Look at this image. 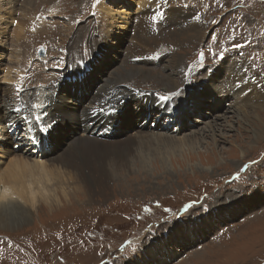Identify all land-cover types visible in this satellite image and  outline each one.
<instances>
[{
	"label": "rangeland",
	"instance_id": "374dc122",
	"mask_svg": "<svg viewBox=\"0 0 264 264\" xmlns=\"http://www.w3.org/2000/svg\"><path fill=\"white\" fill-rule=\"evenodd\" d=\"M11 1L0 0V112L3 99L15 106L19 91L46 94L45 84L61 75L73 51L78 59L84 53L86 61L89 56L94 60L78 86L75 74L66 77L67 93L61 89L57 98L65 99L63 110L80 107L94 87L100 90L106 78L120 75L131 88L164 96L161 83L138 81L130 73L133 65L146 66L144 56L158 53L159 64L141 69L175 81L178 88L170 102L180 111L167 116L179 121L177 127L154 114L147 119L119 165L118 179L111 178L103 194L76 191L64 197L56 183L60 205L49 208L42 202L25 223L0 229V264H156L149 248L160 240L165 247L158 252L165 261L159 264H264V199L259 197H264V0H140L147 3L141 8L137 0ZM25 1L32 2V11H24ZM156 2L167 7L152 8ZM175 12L188 19L200 15L194 34L173 27ZM143 15L159 19L156 35L140 33ZM167 17L170 24L164 22ZM22 22L24 31L15 41L16 23ZM177 58L181 67L191 69L184 81L174 67ZM228 62L249 77L236 75L246 97L224 116L213 106L212 94L200 89L213 65ZM218 79L209 85L223 86L225 79L220 84ZM217 96L222 101L227 95ZM35 107L36 119L46 127L42 107ZM119 130L114 140L120 139ZM14 136L24 142L23 149L28 146L24 133ZM193 136H199L196 143ZM3 143L1 152L8 145ZM1 152L0 171L16 154Z\"/></svg>",
	"mask_w": 264,
	"mask_h": 264
},
{
	"label": "bare ground",
	"instance_id": "6f19581e",
	"mask_svg": "<svg viewBox=\"0 0 264 264\" xmlns=\"http://www.w3.org/2000/svg\"><path fill=\"white\" fill-rule=\"evenodd\" d=\"M137 1L138 4L136 3L135 6H138V8H141L143 5L147 4L141 2L140 0ZM27 2L28 1H25L24 3L25 5L27 4V7L25 5V7L23 6L24 11L30 12L32 11V2ZM9 3L10 2L5 4H8L9 6ZM141 3H143V5H141ZM158 4L159 3L156 2L155 4L150 5H153L152 8L167 7V5L162 4H160L158 7ZM6 9L11 10L12 7H7ZM5 11L6 10L4 9V12ZM24 11H21V14L25 17ZM173 16L174 15L171 13V22H173L172 25L175 29L180 30L185 28V31L187 32H192L193 34L196 32L199 24L197 20L200 19V15L198 13H195L193 16H189V19L193 22L190 24V26L188 24L191 21L188 18L180 16L178 13H176V16ZM186 16L188 15L186 14ZM142 17V22H140V33L141 31H148L149 35H156V33H158L159 31L158 26H156L159 19L157 17L154 18V16L152 15H146L145 17L143 15L141 16V18ZM110 18L112 20L114 19L113 14H110ZM3 19L4 18H2V20ZM166 19L167 20H165L164 22L170 24L171 22L169 20V17H167ZM123 20L124 19L122 18L119 20V22H123ZM13 21L14 20H11V23H13ZM23 23L24 22H22V24L16 23V25H18L16 26V30L14 31L13 40L18 41V38L21 37V33L24 31ZM43 23L40 22L39 24L42 25ZM172 36L176 37V35L174 34ZM166 37L168 41L173 42L172 39L169 40L170 38H172L171 34L166 35ZM190 37L193 36H188L186 37V39H189ZM143 40L144 39H142V41ZM151 40L153 41V38H151ZM152 41L150 42L152 43ZM191 42H195V39L191 40ZM85 43L86 42H84V44ZM73 53L74 55L72 54L73 56L66 60V68L61 73V75L63 76L56 75L52 79L53 81L51 82V85L45 84L44 90L47 89V91L45 90L46 94L40 93L41 95L39 94L40 96H38L35 93V90V92L19 91L16 98L12 97V99H15V106H10L7 100L1 99L2 112H0V141L4 140L3 144H8L9 148L8 145H5L3 152H1V150L0 152L7 155V151L13 150V152L18 155L12 154L13 156L8 162L7 166L0 171V229H12L13 227L19 226L20 223H25V220L31 217L32 210L42 202L47 204L49 208L60 205L61 197L57 196V189L54 188V185L56 183L60 184H58V187L61 186V194L64 197L68 194L74 195L76 194V191L90 196L94 195V192L103 194L108 188L110 179H118V177L116 178L115 176H117V172L120 170L121 163L126 159L125 157L131 153L130 151H132V146L136 142L134 138L140 137L141 132H143L141 129L143 128L147 119L154 114V119L160 118L161 120L162 118L166 123H175V119H171V117L167 116H171L170 114L172 113L177 114L180 111L177 107H172V104L170 102V96H172L178 88L177 85H175L176 83H174L175 81L170 78L168 79L167 77H165L167 78V80L163 79L161 76L156 78L154 77L155 75L151 72L141 69L150 64L151 67L153 66V64L155 65V63L159 64L161 56L158 53L144 56L142 60L146 62V66L143 67L144 65H133L134 68L132 69V71H130V73L136 74L138 76V81L140 80L142 82H157V85L162 84L166 92L164 96H168L167 100L162 101L154 93H143L139 89L129 87V83L123 79L124 76L120 75L114 78H106L105 84L100 90L94 87L92 93L84 97L85 101H81L84 104H81L80 107L76 108L70 106L66 107V109L63 110L65 99L57 98L58 93L61 89L62 93L66 92V77L70 75L73 76L74 74V76H79V78H83L84 76L86 77L88 75L86 73L87 69L91 68L90 64H92L94 60L93 59L91 61L89 56V61H86V59L81 57L84 55V53H79L78 59L77 53H75L74 51ZM102 53L103 52L101 51L99 52V54ZM127 59L131 62H136L138 60V58L133 57H128ZM19 61H15L16 64H19ZM73 64L79 67L73 71H67L68 74L65 76L63 73L67 69L74 66ZM219 64L213 65L212 69L203 76L200 90L212 94L213 98L215 99L213 106L216 107L217 112L222 113L224 111L223 113L225 114L222 115L225 116L227 113H229L230 109L236 108L235 104H237L238 101V103L242 104L243 99L246 97L247 91H242V85L240 82L236 81V75H244L245 78H248L249 74H246L244 71L238 70V67L236 68L234 62H228L227 65L225 64L226 67L224 66V64L222 66ZM174 67L176 71H179L177 72V75H179L181 79H183V81L187 77H189V75H191L189 74L191 69L187 71V67H181L178 58L174 59ZM224 72L226 73V77L222 75L224 74ZM60 76L61 78H59ZM7 77L9 79L11 76L8 75ZM213 77L219 78V84L222 81L221 79L224 78L225 84L223 86L220 84L215 87L214 85H209ZM154 78L155 80H152ZM198 80L199 79L194 80L193 84H197ZM246 80H248V82L250 83L249 79ZM38 86H41V84H38ZM186 91H184V93ZM221 93H225L227 96L224 97L222 101H218L220 99L218 98L217 94ZM73 97L74 98L72 99L77 101L76 95ZM36 105H39L40 109L42 107V111L40 112V114L42 115L41 117H43L42 120L47 123L46 128L50 130V134L48 135L46 140L49 144L51 143L52 146L50 152H44L46 143H42L40 152L37 153L35 157V152L31 147L28 148L26 146L24 149L22 148V146H24V142L13 140L14 142L12 144L10 142L11 137L9 131L7 129L14 127L17 130L18 128H20V125L22 123L24 126H26L24 122L27 121V119H36V115H39L35 107ZM101 109H103V111L116 110L122 112V114L115 115L112 118L104 119L103 117H100V115H98L100 112H102ZM95 113L97 115L91 119V116ZM96 119L98 121L94 125H92V128H90L92 122H94ZM101 122L104 123L100 125ZM111 123L118 124V127L122 129L120 139L107 141L110 139L95 136L96 131L100 132L107 130L108 126L106 125L109 124V126H111ZM152 126L150 128H152ZM177 126H179V121H176L175 123V127ZM20 129L22 130L25 128ZM22 132L24 133V130ZM198 139L199 136H193V138H191V142L196 143V140ZM169 144L172 145L174 144V142H170ZM65 146L68 147L63 150L60 156L59 154ZM77 147H79V150L77 149ZM56 150H59L58 153ZM76 152L78 154H76ZM142 165L144 166L143 163ZM47 183H50V186L48 189L44 190V186ZM259 197L262 200L264 199L263 196ZM257 198L258 197H256V199ZM227 210L230 211L231 209L228 208ZM164 243L165 242L163 240H160L153 247L149 248L151 250V254L149 256L155 259L154 262H156V264L165 261L161 256L163 252L162 248L165 247ZM158 250H160L161 254L158 252ZM169 251H171V249L168 250V253L170 254ZM172 253L175 254V252L173 251ZM166 256L169 255L166 254ZM144 262L147 261L144 260L142 264H144Z\"/></svg>",
	"mask_w": 264,
	"mask_h": 264
},
{
	"label": "snow or ice",
	"instance_id": "6c2138e0",
	"mask_svg": "<svg viewBox=\"0 0 264 264\" xmlns=\"http://www.w3.org/2000/svg\"><path fill=\"white\" fill-rule=\"evenodd\" d=\"M96 5L95 4H93V7H95ZM235 47H237V48H240V47H242V45H239V44H237V45H235ZM203 53H200V56L201 57H203ZM222 56H223V54H221V58H222ZM173 95H175V93H173ZM168 99V96H161L160 97V100H167ZM102 111H103V109H101Z\"/></svg>",
	"mask_w": 264,
	"mask_h": 264
},
{
	"label": "water",
	"instance_id": "95a60500",
	"mask_svg": "<svg viewBox=\"0 0 264 264\" xmlns=\"http://www.w3.org/2000/svg\"><path fill=\"white\" fill-rule=\"evenodd\" d=\"M199 60L201 61L202 60V57H200Z\"/></svg>",
	"mask_w": 264,
	"mask_h": 264
}]
</instances>
